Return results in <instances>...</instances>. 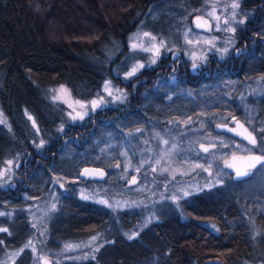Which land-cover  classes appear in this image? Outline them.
Returning <instances> with one entry per match:
<instances>
[{
	"label": "trees",
	"instance_id": "trees-1",
	"mask_svg": "<svg viewBox=\"0 0 264 264\" xmlns=\"http://www.w3.org/2000/svg\"><path fill=\"white\" fill-rule=\"evenodd\" d=\"M160 2L164 1L0 0V108L8 123H0V163L19 158L21 165L16 186L0 190V204L7 201L14 211L26 210L21 192L44 195L52 175L68 180L77 178L87 166L106 168L91 159L98 152L97 146L131 126L150 128L154 124V135L165 131L181 142V150L192 141L186 134L176 137L169 133L168 122L208 104L195 98L173 99L164 103L168 111L160 117L156 110H162V99H150L147 93L143 97L144 89L139 91L135 86L137 78L125 81L121 75L127 65L126 37ZM106 81L127 91L122 108L97 109L89 120L90 128L73 125L45 149V155L36 154L33 142H37V130L55 134L65 121L64 106L49 98V88L64 84L75 97L87 100ZM137 105L140 109H134ZM66 144L69 146L64 148ZM68 184L60 186L69 191L51 223L48 245L62 237L84 238L117 224L118 219L107 209L82 200L70 181ZM234 193L232 189L210 191L184 199L182 211L164 212L133 239L118 225L93 257L65 264H254L256 256H264V213L249 221L240 203L236 205ZM244 195L249 200L250 193ZM245 206L247 202H243ZM209 216L217 225L216 231L201 222ZM123 220L128 224L125 216ZM9 228L12 235L7 236L8 244L25 239L26 223L16 221ZM19 261L15 264H21Z\"/></svg>",
	"mask_w": 264,
	"mask_h": 264
},
{
	"label": "rangeland",
	"instance_id": "rangeland-1",
	"mask_svg": "<svg viewBox=\"0 0 264 264\" xmlns=\"http://www.w3.org/2000/svg\"><path fill=\"white\" fill-rule=\"evenodd\" d=\"M163 1L149 12L147 18L135 25L126 37L128 53L124 60L127 59V65L121 73L125 81L134 77L143 67L154 65L152 61L155 60L156 63L164 53L176 50L183 53L189 63L203 64L209 57V51L216 55H223L224 52L226 55L235 43V31L230 29H235L236 22L245 14L241 8V0ZM233 3H239V7L233 9ZM160 18L164 21L159 22ZM196 18L202 22H199L200 25H197ZM92 21L96 23L97 20L92 18ZM97 31H101V27L97 28ZM145 33L149 35L146 36ZM152 37L156 39L153 40ZM214 38L220 39L221 43H224L223 47L220 48L218 41L216 45ZM133 44L137 47L133 48ZM217 48H220V53L219 50L216 52ZM137 65L143 67L138 68L134 75L128 76ZM175 81L174 77L169 79L170 84L174 85ZM180 92L182 90L176 93ZM126 93L125 89L113 85L111 81L104 82L101 90L87 100L75 97L64 84L50 87L48 96L64 106L65 121L57 127L55 134L41 133L36 129L38 139L33 142L36 154H44L45 149L51 148L53 142L64 133L67 134L73 125L85 124V127L90 128L92 123L89 120L91 121L97 109L124 105ZM92 101H96L98 106L93 107ZM228 113H225L226 116ZM81 115L83 119L79 118ZM243 118L244 123L252 126L261 122V116L256 113L254 115L250 110ZM0 119L5 121L4 124H8L1 108ZM173 119L168 122L167 131L176 137L186 134L192 138L183 150L178 146L181 142L165 131L154 135L157 133L154 131V124H151L150 128L131 126L113 135L112 140L98 145V152L91 157L92 161L98 160L106 166L101 167L106 170L104 180L80 179L79 176L67 180L62 176L52 175L44 195L31 196L27 191L21 192L27 211H14L9 202L3 201V204H0V213H3L0 215V228H6L8 233L0 232V235L4 236L0 237V264H15L17 260H20L21 264H65L67 261L91 258L103 242L109 240L112 230L118 225L123 233L127 230V236L136 237L142 229L163 217L164 212L168 213L170 209L182 211L184 199L202 192L232 189L236 194V205L240 203V208L249 217V221H253L257 214L264 213V172L256 171L253 176L238 184L232 182L225 165L230 156L242 158L248 155L246 148L258 147L264 133L256 134L258 145L252 146L235 140L224 132L216 133L213 130L214 119L208 117V113L200 112L192 116L181 114ZM41 142L42 146L38 147ZM68 146L66 144L64 148ZM204 147H208L210 151L205 152ZM254 154L260 153L254 151ZM20 170L19 158L4 159L0 163V190L16 186V181L21 177ZM69 181L79 198L107 209L111 217L118 219L117 224H110L84 238L62 237L57 239L56 244L48 245L52 236L51 223L60 213L61 200L69 191L61 187L69 186ZM238 192L241 194L238 195ZM244 192L250 193L249 200L245 198ZM243 202H247V206L242 207ZM124 216L128 224L123 220ZM16 221L26 223V237L8 244L6 238L9 239L12 235L9 225ZM201 222L216 231L217 225L211 216L204 217ZM29 240L32 241V246L25 247ZM68 244L80 247L66 250L65 245ZM33 247L35 251L32 250ZM256 257L258 258L254 264H264V256ZM22 259L25 262L22 263Z\"/></svg>",
	"mask_w": 264,
	"mask_h": 264
},
{
	"label": "flooded vegetation",
	"instance_id": "flooded-vegetation-1",
	"mask_svg": "<svg viewBox=\"0 0 264 264\" xmlns=\"http://www.w3.org/2000/svg\"><path fill=\"white\" fill-rule=\"evenodd\" d=\"M241 8L245 14L236 22L235 43L226 55L223 52L224 56H217L209 51L205 63L194 64L189 63L183 53L175 50L178 53L176 57H173V51L164 53L154 65L145 66L134 75L137 78L136 89H144L143 97L147 93L150 99H162V110L157 109L161 116L165 117L168 111L164 108V103L169 104L177 98L190 101L195 98L208 105L201 110L182 114L192 116L200 112L208 113V117L213 118L215 124L223 122L230 126L240 120L254 136L259 132L264 133L260 131L264 128V0H241ZM163 21L164 19L160 18L159 22ZM195 21L201 22L198 18ZM217 41L220 48L223 47L224 43L214 38L216 45ZM220 48H217V53L218 50L221 52ZM171 77L176 78L174 85L169 83ZM179 90L182 92L177 94ZM140 102L139 97L138 103ZM214 103L218 106L214 107ZM120 108L122 107L117 110ZM134 109L140 108L137 105ZM249 110L254 115L256 113L261 116V122L254 126L244 123L243 117ZM225 113H228V116ZM104 117L108 119L110 115L106 114ZM222 118L226 121H221ZM250 177L234 180L231 174L232 182L238 184ZM6 240L8 243V238Z\"/></svg>",
	"mask_w": 264,
	"mask_h": 264
},
{
	"label": "snow or ice",
	"instance_id": "snow-or-ice-1",
	"mask_svg": "<svg viewBox=\"0 0 264 264\" xmlns=\"http://www.w3.org/2000/svg\"><path fill=\"white\" fill-rule=\"evenodd\" d=\"M231 7L233 9H236L239 7V3H233L231 5ZM211 15V13L209 14ZM235 15V13H234ZM218 19V18H217ZM243 21H241L242 23ZM225 23H227V21H225ZM231 31H235V29H230ZM144 35H149L148 33H145ZM153 40H155V37H152ZM137 47V45L133 44V48ZM146 51L149 49H145ZM152 63H155V60L152 61ZM143 65H137L135 67H133L132 71L128 73V76H132L135 74V72L137 71L138 68H142ZM105 90H108V85H105ZM109 95H111V92H109ZM92 106L96 107L98 106L96 101H92ZM76 117H73V119H75ZM80 119H83V116L81 115L79 117ZM31 119V117H30ZM5 121L3 119H0V123H4ZM62 130V129H61ZM229 131H232V129H229ZM260 131L264 132V128H261ZM245 132L247 133V135L245 136V139L248 140L249 145L252 146H257L258 145V141L256 139V137L254 135H252V133H248L247 129H245ZM165 143H167V141H165ZM43 142H41V145H38V147L42 146ZM203 147V146H202ZM214 147V145H213ZM203 150L205 152H209L210 149L208 147H204ZM245 151L248 153V155L246 157H243L241 159H243L245 161L243 167H237L235 164H229L228 167L230 168H234L235 169V178L238 180H241L243 178L246 177H250L254 174L255 171H260V172H264V137H261L260 142H259V146L258 147H249L246 148ZM254 151H258L260 154L259 155H255ZM199 166V165H197ZM87 171V170H85ZM135 182V181H133ZM185 195H187V193H185ZM87 197H85L86 199ZM101 203H106V201H100ZM111 207V205H109ZM55 208V205H53V209ZM0 215H3V213H0ZM8 230L6 228H0V232H7ZM129 239H133V236H129ZM95 239V238H93ZM32 246V241L29 240L28 243L25 245V247H31ZM80 247V245H65V249L66 250H71L74 248ZM33 251H35L36 249L33 247L32 248Z\"/></svg>",
	"mask_w": 264,
	"mask_h": 264
},
{
	"label": "water",
	"instance_id": "water-1",
	"mask_svg": "<svg viewBox=\"0 0 264 264\" xmlns=\"http://www.w3.org/2000/svg\"><path fill=\"white\" fill-rule=\"evenodd\" d=\"M197 25H200L199 21H197ZM177 55H178L177 52L173 53V57H176ZM229 129H232V131H229ZM245 129H247V128L245 127V125L240 120H236L234 126H230L229 124H218L215 127V130L217 132L229 133V134L239 138L240 140H243L244 142L248 143V140L245 139V136L247 135V133L245 132ZM247 132L251 133L248 129H247ZM244 157H246V156H244ZM244 163H245V161L243 159H241L240 157H230L228 162L225 163V165H226V167H228L229 164H235L237 167L242 168ZM85 170H87V171H85ZM230 170L233 172V179L238 180L235 178V169L230 168ZM105 171L106 170L104 168H101V167L87 166V167H84L80 170L79 177L81 179L104 180L106 177Z\"/></svg>",
	"mask_w": 264,
	"mask_h": 264
}]
</instances>
